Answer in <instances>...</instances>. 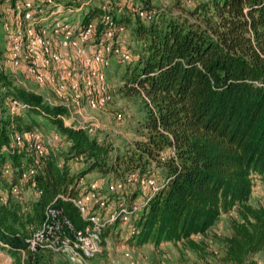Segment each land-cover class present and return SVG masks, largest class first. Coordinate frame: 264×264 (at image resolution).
Returning a JSON list of instances; mask_svg holds the SVG:
<instances>
[{"label":"trees","instance_id":"1","mask_svg":"<svg viewBox=\"0 0 264 264\" xmlns=\"http://www.w3.org/2000/svg\"><path fill=\"white\" fill-rule=\"evenodd\" d=\"M139 8L144 19L131 11L119 21L113 16L136 44L121 89L142 99L138 140L117 147L67 126L64 105L45 102L0 71L3 96L24 105L0 118V187L7 196L0 205V242L13 264L41 257L27 250L26 240L47 206L60 209L75 229L86 226L65 198L76 196L80 178L90 172L112 177L120 192L132 174H161L133 220L131 245L181 243L202 255L205 245L192 236H205L221 215L234 212L220 263L257 264L251 257L264 254V207L249 204L251 175L264 179V0H205L176 15ZM103 14L97 8L84 16V23L97 20L95 38ZM31 133L42 138L41 157L32 149ZM54 134L57 141L44 140ZM14 137L21 138L19 146ZM72 160L83 172L71 173ZM31 167L34 175L22 181ZM24 186L34 198L14 201L12 188Z\"/></svg>","mask_w":264,"mask_h":264},{"label":"rangeland","instance_id":"2","mask_svg":"<svg viewBox=\"0 0 264 264\" xmlns=\"http://www.w3.org/2000/svg\"><path fill=\"white\" fill-rule=\"evenodd\" d=\"M38 3L43 0H34ZM205 0H108L115 8L116 20L119 21L123 13L136 10L139 7L147 8L148 10L166 11L171 14H187L188 10L192 9L195 4ZM61 2V3H59ZM89 2V4H81ZM58 3L56 10H51L49 15L43 16L45 24L52 19L59 18V21L66 24L69 27L77 26L85 16L87 12L97 10L101 5V0H57ZM69 5L76 8L75 10L63 11L60 16H57V12L65 10L64 6ZM10 0H0V71L7 76L8 79L14 82V85L25 88L30 92L42 95L45 102L54 104L57 102L53 92L50 88L38 87L32 82L22 71H13L10 68L9 63V47L6 41L5 25L10 28H14L15 18H12L10 13ZM52 6H47L44 10L51 9ZM12 8V6H11ZM49 9V10H50ZM55 17V18H54ZM93 24L96 23V19L90 20ZM123 31L116 34V39L113 41L121 47L123 53L129 56L126 61H121L118 56L107 57L106 64L93 65V68L103 75L102 82L106 88L107 99L101 105L96 108H88L81 102L75 110L71 113H67L63 117V120L67 126H74L79 128L80 126H89L91 128L90 134L100 140H105L112 143L114 146L119 147L122 143H131L134 140H138L136 135V124L143 117V102L140 96L134 93L125 94L121 89L123 82L121 77L126 72L127 67L131 59L132 52L136 48L135 41L130 35V30L127 26H121ZM74 29V28H73ZM96 34H99L97 32ZM58 41V40H57ZM61 51L67 55L69 61L65 64L64 68H56L63 70L66 67L67 70L70 67H76L77 72H83L85 69L81 60L75 57V51L70 48L61 49ZM76 70V69H75ZM96 82V81H94ZM3 92L0 90V118H4L7 114H11L10 101L8 97L3 96ZM64 105L72 106L69 100L66 102L61 101ZM59 103V104H62ZM62 104V105H63ZM19 113L21 112L18 111ZM17 112H14L15 114ZM12 115V114H11ZM117 115L120 118L117 119ZM40 120V119H39ZM47 129L44 130L43 135L48 136ZM58 138V136H57ZM14 139V138H13ZM48 139V138H47ZM46 141V139H44ZM58 140V139H57ZM58 144V143H57ZM71 173L78 174L83 172V166L77 161H70ZM152 178L148 180L153 182V185L146 186L140 185L133 179H127V183L130 185L125 186L122 189L119 182H115L112 177H102L96 172H90L83 175L80 180L85 185L94 184L95 192L99 194V197L105 202L106 207L102 210H96V206L89 203L87 207L90 212H95L105 220L110 213L117 210L118 205L122 204L128 208L131 205H140L146 197L154 192L157 187V183L162 181L161 174L158 170H152ZM252 187L249 197V204L254 207H264V179L259 175H251ZM120 188H119V186ZM83 187V186H82ZM81 186L77 187V194H81ZM154 190H153V189ZM83 190V189H82ZM22 200L27 201L34 198V191L29 186H24L21 189ZM7 199L6 193L2 187H0V205H2ZM14 200V199H13ZM16 201V200H14ZM4 205V204H3ZM139 212H135L123 223L106 225L100 234V249L94 253L92 257L85 259L83 264H221L220 258L223 255L224 246L222 239L228 235L229 220L235 217L234 212H230L227 215H221L216 224L205 236H192V239L196 242H203L205 250L202 255L193 251L183 248L181 243H169L164 242L158 246L151 244H144L136 247L130 244V237L132 232L133 220ZM38 228V227H36ZM35 228V229H36ZM37 250L33 254H39L41 257L34 260V256L24 262V264H76L71 263L68 258L60 250H45L36 248ZM8 249L0 247V264H13L12 257L7 253ZM22 253V252H21ZM251 259L257 264H264V254H254Z\"/></svg>","mask_w":264,"mask_h":264},{"label":"built area","instance_id":"3","mask_svg":"<svg viewBox=\"0 0 264 264\" xmlns=\"http://www.w3.org/2000/svg\"><path fill=\"white\" fill-rule=\"evenodd\" d=\"M10 13L12 18H15L14 28L10 30L7 25L6 41L9 47V63L13 71H22L32 82L38 87L50 88L53 92L56 103L67 101L63 105L67 108V113L81 103L88 108H96L107 99V92L104 86L103 75L93 68V65L106 64L107 57L118 56L121 61H126L129 56L122 52L121 47L113 42L116 39V34L123 31L121 26H116L113 22L115 15V7L108 0H101L99 8L104 12L102 17L103 29L99 32V38H95L94 24L89 21L84 23V16L81 18L77 26L69 27L59 21V18L52 19L45 24L43 16L49 15L52 9L58 6L57 0H43L39 3L34 0H10ZM61 3V2H59ZM53 4H55L53 6ZM89 4L84 2L81 5ZM52 6L51 9L45 12L47 6ZM65 10H60L57 16H60L63 11L75 10L71 5L64 6ZM139 18L144 19V12L138 8L132 10ZM87 13V12H86ZM85 13V14H86ZM84 14V15H85ZM74 28V29H73ZM58 40V41H57ZM70 48L75 51V57L81 60L84 71L77 72L76 67H66L63 70L56 68H64L69 58L61 49ZM76 69V70H75ZM96 81V82H94ZM55 104V103H54ZM24 105L17 101L10 102L11 114L22 110ZM120 115H117V119ZM91 131L89 126H80ZM33 151L37 156L43 155L42 138L37 133L28 135ZM57 135L54 134L46 139L47 143L57 141ZM21 143L20 137H14V146H19ZM9 166H5L3 173H9ZM34 169L28 168L21 173V180H27L34 175ZM128 179L138 182L140 185L150 186L153 182L148 179L137 178L135 175H130ZM83 186L80 189V195L67 197L65 200L70 201L79 211L82 219L86 222L83 229H75L71 222L61 213V210L49 205L44 210L43 220L38 228L33 229L27 240L26 248L33 254L37 249L45 250H61L71 263L83 264L85 259L93 256L100 249V234L102 229L116 221L125 222L130 215L139 212L145 205L143 202L140 205H131L126 208L122 204L118 205L116 211L109 214L103 220L101 216L95 212H90L87 205L89 203L96 206V210H102L106 207L105 202L95 192L94 184L84 186L79 180L77 187ZM119 186V185H118ZM120 188V186H119ZM21 189L14 187L11 190V197L16 201L22 200ZM153 189V188H152ZM154 190V189H153ZM62 198V197H61ZM63 199V198H62ZM5 201L3 204H6ZM0 247L9 249L7 245L0 242ZM23 253V252H22Z\"/></svg>","mask_w":264,"mask_h":264}]
</instances>
